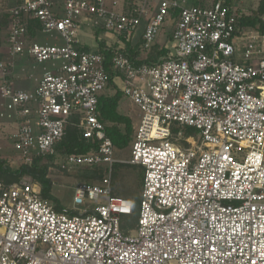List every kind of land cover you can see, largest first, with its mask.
<instances>
[{
	"label": "built area",
	"instance_id": "2783aa9c",
	"mask_svg": "<svg viewBox=\"0 0 264 264\" xmlns=\"http://www.w3.org/2000/svg\"><path fill=\"white\" fill-rule=\"evenodd\" d=\"M6 14L0 109L21 165L52 156L50 169L101 177L78 182L73 207L63 209L29 175L0 179V264H264V34L240 25L238 8L227 0H158L153 12L145 1L19 0ZM32 21L56 41L31 38ZM85 26L110 32L117 45L89 47ZM138 36L133 55L127 44ZM158 44L167 53L140 63ZM24 55L49 66L33 89L16 84ZM111 81L141 112L124 160L143 169L137 207L112 189L116 146L99 109ZM70 124L90 150L58 152ZM136 213L125 231L122 217Z\"/></svg>",
	"mask_w": 264,
	"mask_h": 264
},
{
	"label": "rangeland",
	"instance_id": "374dc122",
	"mask_svg": "<svg viewBox=\"0 0 264 264\" xmlns=\"http://www.w3.org/2000/svg\"><path fill=\"white\" fill-rule=\"evenodd\" d=\"M19 0H0V50L4 52V48L1 46L7 36L9 31L8 16L6 12L15 6ZM123 1V0H121ZM125 3H141L144 2L150 7V11L153 12L155 7L158 4V0H124ZM211 0H207L209 3ZM250 10V9H249ZM243 13V12H242ZM143 27L141 26V29ZM173 28L171 23H168L160 36V40H165L170 36V32ZM96 32V28L93 29ZM84 30H81V34ZM169 35V36H168ZM33 38V36H30ZM138 36L137 39H139ZM59 39V38H57ZM39 40L53 42L56 41L55 37L46 35L44 33L40 34ZM61 41V39H59ZM91 41V40H90ZM141 42V39H140ZM139 45V43H138ZM138 47V46H137ZM160 45H156L150 53L156 54ZM139 50V47H138ZM143 59H146V54L140 55ZM150 57V54L148 55ZM34 62V61H32ZM107 88L104 92L110 93L113 91ZM120 109L126 114L136 115L137 120L141 114L139 108L126 96H123L120 102ZM2 110V111H1ZM3 109H0V139L3 141V148L0 149V158H3L8 162V165L11 166L13 170H16L21 166V161L19 159L18 152L13 146L12 140L8 137L10 131L13 129V124L9 123V118L6 114H2ZM136 126V125H135ZM134 126V127H135ZM189 129V130H188ZM191 130V131H190ZM184 131L190 133H197L193 128H185ZM132 146L129 144L125 148L115 147V157L118 159V162L114 167V176H113V185L112 189L115 194L123 195L125 197H130L136 201L141 199V190H142V181H143V169L137 165H131L124 160H129L131 158ZM59 162H63L61 158L58 159ZM68 169L60 171L57 166H54L52 169H48V176L53 182L52 192L55 197L58 198L61 206L72 208L73 207V197L75 193V186L78 182L88 180L81 176L84 171L83 167H75L72 165H67ZM16 182V181H14ZM57 205V204H56ZM137 223V213L130 216L122 217V226L125 231H128L131 228H134Z\"/></svg>",
	"mask_w": 264,
	"mask_h": 264
},
{
	"label": "trees",
	"instance_id": "16d2710c",
	"mask_svg": "<svg viewBox=\"0 0 264 264\" xmlns=\"http://www.w3.org/2000/svg\"><path fill=\"white\" fill-rule=\"evenodd\" d=\"M198 2L196 1V4ZM229 5H233L234 0H227ZM199 4V3H198ZM239 24L242 26H248L257 29L264 34V0H261L257 9L253 10L250 14L242 13ZM39 27L37 21H32L29 24L30 36H35V29ZM100 47L104 48L105 43L100 41ZM128 51L133 54H138V47L127 44ZM166 54L167 50H162L152 54L148 59H143V62H152L156 60V55ZM107 56L106 66L110 69L111 57L113 50H105ZM110 87L114 86L113 82H110ZM123 98L121 90H117L114 94L104 93L99 99V109L101 111V119L106 124V131L108 136L112 139L115 146L119 148L127 147L133 136L134 126L132 119L120 112L119 105ZM189 130V129H188ZM191 131V130H190ZM94 146V143L90 140L83 138L81 130L76 126L70 124L67 128L66 134L62 141L56 146L59 153L65 155L66 153L86 152ZM54 157H40L37 158L31 165H21L16 170H13L8 162L3 158H0V179L7 182H14L20 180L23 176L29 175L36 182L41 185L42 195L46 198H50L58 209H63L58 198L54 196L52 192L53 182L48 176V169ZM115 167V166H114ZM86 179H96L101 177V174L97 170L85 169L81 174ZM134 200V199H133ZM134 203L139 206L140 201L134 200Z\"/></svg>",
	"mask_w": 264,
	"mask_h": 264
},
{
	"label": "crops",
	"instance_id": "0c3cea01",
	"mask_svg": "<svg viewBox=\"0 0 264 264\" xmlns=\"http://www.w3.org/2000/svg\"><path fill=\"white\" fill-rule=\"evenodd\" d=\"M196 1L199 4L207 3V0H191L192 3L196 4ZM261 0H234L233 6L238 8L240 12H243L245 14H250L253 10L257 9L259 3ZM197 3V4H198ZM250 9V10H249ZM143 29V28H142ZM142 29H140V33L142 32ZM84 32H82L81 37L84 40L86 44H88L89 47L96 48L98 45L100 46V41H103L105 45L107 43H114V45H117V43L114 42L113 35L108 32L101 29H97L96 32H94L93 28L85 26L83 28ZM41 32L37 31L35 32V36L33 38H40ZM91 40V41H90ZM139 39H135V47L138 46ZM134 46V45H133ZM152 55V54H151ZM34 61L32 58H30L27 55L21 56L16 60V67H15V75H16V84L18 87L26 88V89H33L37 86L39 80L41 79L42 75L44 74L45 70L49 68L48 64H40ZM114 85V84H113ZM113 91L109 94H114L117 90L114 86L108 87ZM110 90V91H111ZM105 92H103L104 94ZM122 100V99H121ZM121 102V101H120ZM120 112V105H119ZM124 113V112H122ZM126 114V113H124ZM128 115L132 121L133 126H135L137 123H139L140 116L137 120L136 115L133 114H126ZM130 198V197H129Z\"/></svg>",
	"mask_w": 264,
	"mask_h": 264
}]
</instances>
